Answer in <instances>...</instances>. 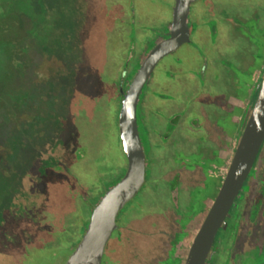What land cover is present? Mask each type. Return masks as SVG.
I'll use <instances>...</instances> for the list:
<instances>
[{
	"label": "flooded vegetation",
	"instance_id": "flooded-vegetation-1",
	"mask_svg": "<svg viewBox=\"0 0 264 264\" xmlns=\"http://www.w3.org/2000/svg\"><path fill=\"white\" fill-rule=\"evenodd\" d=\"M109 3L110 12L105 11L102 17L107 25L102 24L101 33L106 41L104 56L110 65L82 77L78 85L91 87L90 101L85 105L92 103V111L91 107L86 109L87 121L83 123L104 129L114 125L124 162L122 165L111 160L104 146L100 149L107 141V134L101 138L100 131L99 137L94 135L95 139L88 144H82L79 137L69 139V154L62 158L50 152V169H64L66 186L72 190L71 177L76 178L73 169L78 165L91 169L92 178L84 176L81 184L76 179L73 190L79 189L77 203L84 219L79 228L68 231L71 253L101 196L125 171L126 159L118 132L121 93L132 68L169 28L175 6V0L167 1L166 10L162 15L159 13L161 19L135 11L130 0ZM236 6L238 10H233ZM186 27V41L158 60L138 101V118L144 127V183L119 213L110 237L118 239L119 246L124 244L120 256H125V264H187L198 231L228 169L246 110L256 101L260 90L264 74V0H193ZM185 46L193 55H201L197 68L191 64L187 72L181 68L183 60L177 56ZM40 55L33 52L28 59L31 69H23L26 74L35 73L30 74L34 82L41 79L39 73L51 67L42 64L44 56ZM224 86H228L225 89L229 93ZM24 98L26 108L19 105L16 121L18 128L27 132L40 123L41 110L28 93ZM77 106L84 105L72 99L65 109L72 111ZM57 110L49 111L50 118H57ZM70 119L78 124L74 117ZM218 169H224L221 177ZM114 170L119 177L109 181ZM207 178L217 184L216 193L205 202L207 206L195 222L197 191L205 186ZM142 192L148 193L149 210L131 223L126 219L134 213L129 203ZM82 201L85 203L81 205ZM65 220L72 223V215L69 213ZM194 260L195 264H264V139L250 173L229 207L225 224L216 230L213 242L196 253Z\"/></svg>",
	"mask_w": 264,
	"mask_h": 264
},
{
	"label": "rangeland",
	"instance_id": "rangeland-1",
	"mask_svg": "<svg viewBox=\"0 0 264 264\" xmlns=\"http://www.w3.org/2000/svg\"><path fill=\"white\" fill-rule=\"evenodd\" d=\"M110 1L0 0V264H65L71 254L68 231L79 228L84 219L77 203L79 189L73 190L77 180L81 184L84 176L92 178L91 169L79 165L73 169L76 178L70 176L74 183L72 190L66 186L64 169H50V152L62 158L69 154V139L74 141L79 137L82 144H88L93 142L94 135L99 137L100 131L101 138L107 134V141L100 149L104 146L110 159L123 165L115 126L90 128L83 123L87 121L86 109L91 107L92 111V103L85 105L90 101L91 87L78 85L82 77L101 72L110 65L104 56L106 41L101 33L102 24L107 25L103 18L105 11L110 12ZM167 1L130 0V6L134 3L135 11L156 18L166 10ZM232 9L238 10V6ZM188 49L185 46L177 54L186 72L191 64L197 68L201 58ZM33 52L46 57L42 64L51 66L50 70L39 73L41 79L36 82L30 77L34 72L26 74L23 70H29L28 59ZM63 67L64 71L60 72ZM227 87L223 88L229 93ZM26 93L41 110L40 123L27 132L19 129L16 121L19 105L26 108ZM72 99L77 104L80 100L84 106L72 111L65 109ZM57 108V118H50L49 111ZM73 117L78 124L82 118L81 127L73 123L70 119ZM50 139L53 140L50 142ZM115 171L108 177L109 181L119 177ZM217 171L220 177L224 173V169ZM215 185L212 178H207L205 186L197 191L195 222L205 210V202L215 196ZM148 199V193L142 192L129 203L134 212L127 216L129 222H136L135 217L148 212ZM69 213L72 223L65 220ZM119 245L118 239L109 240L102 264H125V256H120L124 244Z\"/></svg>",
	"mask_w": 264,
	"mask_h": 264
},
{
	"label": "water",
	"instance_id": "water-1",
	"mask_svg": "<svg viewBox=\"0 0 264 264\" xmlns=\"http://www.w3.org/2000/svg\"><path fill=\"white\" fill-rule=\"evenodd\" d=\"M191 1L193 0H175L169 28L149 46L146 54L133 67L125 81L120 98L118 132L126 168L117 182L106 189L92 210L89 221L82 226V237L65 264L102 263L104 250L116 228L119 213L144 183V127L137 115L138 101L158 60L186 41V22ZM263 139L264 74L256 101L246 110L228 169L198 231L187 264H195L196 253L201 252L202 248L205 249L211 240L213 242L216 230L225 224L229 207L244 178L250 173Z\"/></svg>",
	"mask_w": 264,
	"mask_h": 264
},
{
	"label": "trees",
	"instance_id": "trees-1",
	"mask_svg": "<svg viewBox=\"0 0 264 264\" xmlns=\"http://www.w3.org/2000/svg\"><path fill=\"white\" fill-rule=\"evenodd\" d=\"M29 52V51H28Z\"/></svg>",
	"mask_w": 264,
	"mask_h": 264
}]
</instances>
